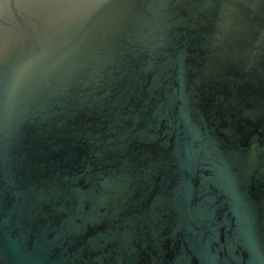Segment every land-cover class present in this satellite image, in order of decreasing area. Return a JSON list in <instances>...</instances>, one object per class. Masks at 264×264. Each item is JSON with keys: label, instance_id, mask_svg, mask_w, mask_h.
Listing matches in <instances>:
<instances>
[{"label": "water", "instance_id": "1", "mask_svg": "<svg viewBox=\"0 0 264 264\" xmlns=\"http://www.w3.org/2000/svg\"><path fill=\"white\" fill-rule=\"evenodd\" d=\"M0 264H264V0H0Z\"/></svg>", "mask_w": 264, "mask_h": 264}]
</instances>
